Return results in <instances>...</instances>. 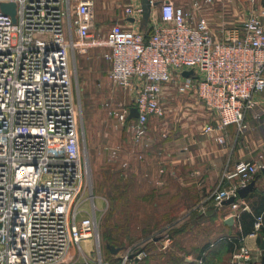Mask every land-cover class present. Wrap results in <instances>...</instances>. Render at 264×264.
Masks as SVG:
<instances>
[{
	"label": "built area",
	"instance_id": "2783aa9c",
	"mask_svg": "<svg viewBox=\"0 0 264 264\" xmlns=\"http://www.w3.org/2000/svg\"><path fill=\"white\" fill-rule=\"evenodd\" d=\"M148 1L152 8L159 4L157 17L150 15L147 35L115 24L103 41L89 45L92 0H0V5H15L14 21L0 9V264H144L147 258L143 248L134 246L114 256L118 263L103 260L94 215L77 219L74 203L86 171L72 88L70 59L75 52L96 45L108 49L103 58L109 81L133 97L129 106H104L128 127L140 149L150 146L149 119L165 114L162 88L174 74L185 86L192 85L197 100L217 120L215 127L204 125L203 133L223 132L230 125L246 129L245 115L254 108L255 95L264 92L261 21L252 16L240 28L222 23L218 37L204 17L173 0ZM203 1L208 5L213 0ZM192 7L200 9V4L195 1ZM141 18L140 3L124 7V20ZM183 72L192 75L186 78ZM131 108L138 116L128 121ZM216 143L223 144L224 137ZM108 151L117 156L118 149ZM263 167L258 161L236 163L193 212L204 216L230 197H235L231 209L238 210V190ZM241 210L249 209L244 205ZM261 226L257 217L254 230ZM162 239L165 249L169 239ZM88 240L96 248L94 255L82 249ZM250 260V251L241 246L230 264Z\"/></svg>",
	"mask_w": 264,
	"mask_h": 264
},
{
	"label": "rangeland",
	"instance_id": "374dc122",
	"mask_svg": "<svg viewBox=\"0 0 264 264\" xmlns=\"http://www.w3.org/2000/svg\"><path fill=\"white\" fill-rule=\"evenodd\" d=\"M92 1L94 17L89 45L103 41L111 27L121 23L125 4L120 0ZM186 9L190 10L189 3ZM157 15L158 10L154 9L153 17ZM107 50L104 46H91L84 53L75 52L70 59L72 88L79 110L81 160L86 171L82 191L74 203L77 219L94 215L100 253L106 261L118 257L125 248L138 246L147 252L145 264H229L221 216L211 213L196 217L193 208L199 201L193 188L195 183L183 178V185L164 186L161 180L165 172L158 173L164 167L169 137L175 138L185 131L180 128L181 118L191 114L194 88L179 82L175 74L163 85L161 103L165 114L160 119H149L150 146L140 149L128 127L108 113L119 104L131 105L133 92L109 81V64L103 58ZM203 113L206 119L202 126L212 124L213 116L204 106ZM110 148L118 149L116 157H110ZM173 149L177 152L178 147ZM163 237L169 239L165 249ZM81 245L87 255H94L96 248L91 240ZM107 245L120 251L112 254ZM74 251L80 254L77 247Z\"/></svg>",
	"mask_w": 264,
	"mask_h": 264
},
{
	"label": "crops",
	"instance_id": "0c3cea01",
	"mask_svg": "<svg viewBox=\"0 0 264 264\" xmlns=\"http://www.w3.org/2000/svg\"><path fill=\"white\" fill-rule=\"evenodd\" d=\"M120 1L125 2L124 7L129 4L140 3L141 5V0ZM173 1L194 16L204 17L212 31L217 33V36L222 23H226L228 27L240 28L248 18L254 16L264 25V0H213L208 5L204 4L203 0H186L185 3L178 0ZM195 1L200 4V9L192 7ZM188 3L190 4V10L186 9ZM154 9L158 10V7L152 8V16ZM120 22L123 28L145 35L148 32V26H141L138 21L129 22L122 17ZM178 81L182 82L181 79ZM195 96L194 90L191 97L195 103L190 104L191 114L181 118L180 128H185V131L175 138L169 137L166 143L168 150L162 168L165 174L161 181L162 185L169 186L171 183L183 185V178L190 180L196 185L193 187L194 192L197 200L201 203L206 201L220 186L223 175L232 172L236 163L258 161L264 165V92L255 95L256 104L252 110L246 113L244 118L245 130L239 131L235 125H230L223 132L214 129L206 134L202 132V120L206 116L203 113V106ZM212 118V125L215 127L217 120L214 117ZM220 136L224 137L223 144L216 143V139ZM174 147H178L177 152L174 151ZM168 170H170L169 178L167 177ZM254 181L256 190L240 202L241 206L238 210L220 206L214 211L217 216H221L220 219L227 234L224 239L233 243V247L229 251L225 250L224 245V252L227 255L229 264L231 255L237 252L241 246L250 251L251 260L249 264H260L262 257H264V251L260 249L261 241L264 240V232L259 230H254L252 233L247 232L251 225L248 224L245 218L242 227L238 218L239 213L242 212V206L245 205L248 209L249 206L257 208L261 201L259 196L264 197V175L261 170L255 176ZM184 185L190 186L189 183ZM249 196L252 197L248 198ZM247 212H250V209ZM207 214H211V212L208 211ZM229 218L232 219L231 223L226 222Z\"/></svg>",
	"mask_w": 264,
	"mask_h": 264
},
{
	"label": "water",
	"instance_id": "95a60500",
	"mask_svg": "<svg viewBox=\"0 0 264 264\" xmlns=\"http://www.w3.org/2000/svg\"><path fill=\"white\" fill-rule=\"evenodd\" d=\"M159 3H153V7L158 6ZM141 8H142V22L140 23L141 26H146L148 24L150 15H151V10L152 6L150 5L148 0H141ZM0 9L4 15H8L11 17L12 21H14V15H15V5L13 3H2L0 5ZM129 22H133V19H128ZM192 75V72H183L182 76L183 77H189ZM138 116V113L136 109L131 108L129 116L127 118L128 121L136 119ZM261 173L264 175V167L261 169ZM255 181H251L246 187L238 190L237 192V197L239 200H244L250 193H253L255 191ZM235 202V197H230L224 201L221 202L220 206L221 207H230L233 205ZM227 223H231L232 219L229 218L226 221ZM107 249L110 251L112 254H117L120 249L114 248L113 246L107 245ZM260 249L264 251V240L261 241ZM252 264V263H250ZM260 264H264V257H262Z\"/></svg>",
	"mask_w": 264,
	"mask_h": 264
},
{
	"label": "trees",
	"instance_id": "16d2710c",
	"mask_svg": "<svg viewBox=\"0 0 264 264\" xmlns=\"http://www.w3.org/2000/svg\"><path fill=\"white\" fill-rule=\"evenodd\" d=\"M148 34V32H147ZM146 34V35H147ZM252 197V196H251ZM250 196L248 198H251ZM261 198V201L259 203V206H257V208H255V206H249V209H250V212H247V211H242L239 213L238 215V218L240 219V223L243 227V224H244V221H245V218L248 222L249 225H251V228L247 231V232H254V224L256 222V218L257 217H261L262 218V226L261 228L259 229V231H262L264 232V197L263 196H259ZM216 210V208L210 210L211 213H214V211ZM193 214V213H192ZM195 215V214H193ZM196 217H202V216H199V215H195ZM245 235L247 233H244ZM224 241V244H225V247H226V251H229L232 247H233V243L227 239H223ZM109 254V252H108ZM109 260H112L114 263H118L119 261L117 259H109Z\"/></svg>",
	"mask_w": 264,
	"mask_h": 264
}]
</instances>
